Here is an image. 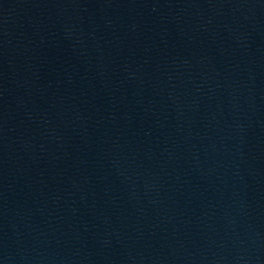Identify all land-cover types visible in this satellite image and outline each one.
Wrapping results in <instances>:
<instances>
[{
    "label": "water",
    "instance_id": "95a60500",
    "mask_svg": "<svg viewBox=\"0 0 264 264\" xmlns=\"http://www.w3.org/2000/svg\"><path fill=\"white\" fill-rule=\"evenodd\" d=\"M0 264H264V0H0Z\"/></svg>",
    "mask_w": 264,
    "mask_h": 264
}]
</instances>
